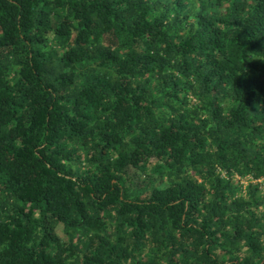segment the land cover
I'll return each mask as SVG.
<instances>
[{
  "label": "trees",
  "instance_id": "trees-1",
  "mask_svg": "<svg viewBox=\"0 0 264 264\" xmlns=\"http://www.w3.org/2000/svg\"><path fill=\"white\" fill-rule=\"evenodd\" d=\"M0 264H264V0H0Z\"/></svg>",
  "mask_w": 264,
  "mask_h": 264
}]
</instances>
